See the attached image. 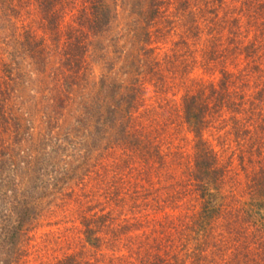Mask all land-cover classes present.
<instances>
[{
	"label": "rangeland",
	"instance_id": "rangeland-1",
	"mask_svg": "<svg viewBox=\"0 0 264 264\" xmlns=\"http://www.w3.org/2000/svg\"><path fill=\"white\" fill-rule=\"evenodd\" d=\"M163 1V13L149 24L151 41L145 47L134 0H113L115 17L103 34L102 46L96 45L98 36L92 37L85 56L76 65L66 61L63 33L84 1H75L76 11L60 10L63 19L59 34L50 31L46 22L41 23L44 16H40L33 1L22 9L17 0H9L5 12L0 7V94H6L3 100L7 98L0 111V264H56L77 254L85 264L90 259L95 261L93 264L127 261L119 260L128 255L125 243L91 248L82 234L81 222L83 213L100 210L98 202L103 192L111 189L113 178L127 176L134 182L143 171L140 154L109 144L96 134L90 122L94 107L107 101L100 90L102 79L129 86L134 79L129 81L126 72L133 70L134 75L137 66L139 75L133 78L142 83L143 90L136 115L148 110L153 118L150 122V117L141 116L152 126L156 148L167 163V167L157 168V174L151 175L157 196L166 201L159 210L149 211L128 200L120 221L127 220L134 229L141 224L140 230L132 231L130 236L147 233L164 241L170 236V228L188 222L199 212L200 193L188 182L194 137L182 120L181 98L185 86L193 80L209 82L218 75L202 67L203 40L189 43L190 56L183 60L188 63L186 73L172 72L173 68L168 71L165 61L174 55V45L179 41L182 29L175 23L180 24L181 13L176 0ZM157 28L161 33L156 36ZM135 34L141 36L139 43H133ZM34 44L41 50L39 62L30 53ZM137 48H142L140 55L143 49L152 50V64H158L156 75L159 81V76L164 77V87L158 88V79L146 73L144 57L143 63L138 56L131 57ZM128 56L132 60L127 61ZM133 62L136 68H128ZM176 66L179 69L180 65ZM221 127L217 122L210 123L204 139L217 151L225 173L219 190L222 204L225 211L248 209L246 188L251 174L259 169L256 155L264 157V132L258 127L255 155L241 159L239 145L234 141L224 146L218 143V137L223 135ZM261 212L260 223L264 225V209ZM19 213L25 216L20 218L22 227L18 229ZM230 253H224L223 258L228 260ZM144 254L145 249L141 251ZM139 257L133 255L131 262L138 264ZM208 264L223 261L209 256Z\"/></svg>",
	"mask_w": 264,
	"mask_h": 264
},
{
	"label": "trees",
	"instance_id": "trees-1",
	"mask_svg": "<svg viewBox=\"0 0 264 264\" xmlns=\"http://www.w3.org/2000/svg\"><path fill=\"white\" fill-rule=\"evenodd\" d=\"M13 1L16 3V0ZM32 1L37 4L40 16H44L41 23L49 24L50 31L56 34H59L62 25L63 13L60 10L70 8L69 11H76V0H17L16 4L22 9ZM82 1L84 6L81 11L78 10L80 12L76 21L68 25L63 33L66 43L64 56L68 63L74 65L85 56L92 37L98 36L96 45L102 46L103 34L107 33L115 17L113 0ZM176 1L181 14L180 24H175L182 30L179 41L174 45V55H170L165 61L169 65L168 71L173 68L172 72H179L181 75L186 73L188 63L183 60L190 56L189 43L192 41L195 44L203 40L205 47L201 52L202 67L217 71L218 75L209 82L193 80L190 85L185 86L181 98L182 120L194 137V155L188 182L200 193V210L188 222L170 228V236L164 241L147 233L130 236L132 231L140 230L141 224L137 223L134 229L127 220L120 221L128 200L135 205L139 204L136 207L149 211L159 210L166 201L162 200V196H157V189L154 190L151 181V175L157 174L156 169L167 167V163L162 160L156 148L157 137L150 129L152 126L145 122L148 119L145 120L144 117L149 118L150 111L145 110L141 115L144 117L136 115L143 90L142 83H137V78H133L134 75H139L137 66L134 75L133 70L126 72L129 81L134 79L135 84L126 86L121 82L102 79L100 90L103 99L107 101L94 107L90 113V122L93 121L95 133L109 141V144L112 142V145L122 147L124 152L140 154L144 163L140 169L143 171H139L140 178L134 182L127 176L113 178L109 186L111 189L105 190L102 201L98 202L100 210L94 214L83 213L82 234L86 243L94 250L109 244L125 243L128 255L119 260L124 258L127 261L122 260L118 264H133V255H140L138 264H208L209 256L214 260H222L223 264H264V225L260 223L263 215L261 211L264 209V157L256 155L259 158V169L249 177L246 188L249 208H227L228 211H225L221 200L223 196L219 194L225 173L220 166L217 151L204 139V132L214 121L222 124L219 131H223V135L218 137L219 144L224 146L234 141L236 146L239 145L238 157L240 155L241 159L246 156L251 159L255 155L253 146L260 137L258 127L264 132V0ZM133 4L142 21L139 29L143 32L146 47L151 41L149 24L163 13L165 2L134 0ZM0 5L5 12L9 0H0ZM159 29L155 31L156 36L161 33ZM174 31L178 30L174 28ZM140 37L135 34L133 43H139ZM38 49L34 44L30 50L35 62H39L41 58V50ZM141 49H135L133 52L136 55L131 57L138 56L140 62L144 57L146 73L158 79V64H152V50L143 49L144 52L140 55L138 53H141ZM126 60L132 59L128 56ZM134 63L127 67L136 68ZM176 65H180L181 70ZM159 77L157 87L162 88L164 77ZM165 82L167 85V81ZM4 95L6 94H0V111L5 108L4 100L7 98L3 100ZM151 117L150 122L153 120ZM258 150L256 149L257 153ZM144 182L147 183L146 187ZM22 216L25 213L18 214V229L22 227ZM153 233L155 234L154 231ZM131 240H134L135 245H131ZM144 249L145 254L142 256L141 251ZM227 252L230 253L228 260L223 258ZM94 262L90 259L86 264ZM56 264L85 262L77 254L67 256Z\"/></svg>",
	"mask_w": 264,
	"mask_h": 264
}]
</instances>
